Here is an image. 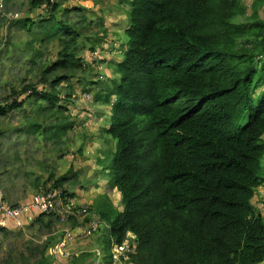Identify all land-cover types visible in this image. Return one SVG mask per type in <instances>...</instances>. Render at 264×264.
<instances>
[{
	"label": "trees",
	"instance_id": "16d2710c",
	"mask_svg": "<svg viewBox=\"0 0 264 264\" xmlns=\"http://www.w3.org/2000/svg\"><path fill=\"white\" fill-rule=\"evenodd\" d=\"M128 3L127 51L121 63H111L121 79L94 98L106 104L115 99L107 130L117 141L110 185L120 193L122 210L100 214L109 228L94 237L105 260L112 264V244L131 233L138 242L136 264H264V213L253 204L264 184V0H252L250 15L244 0ZM42 4L51 2L32 3ZM55 11L56 4L50 9ZM48 20L40 23L53 17ZM16 23L36 25L29 18ZM56 24L49 37L69 40H62L60 59L43 71L45 83L57 68H83L68 52L78 33ZM68 79L56 77L50 92L33 85L23 92L56 115L67 107L59 106L55 88ZM17 95L13 91L0 104V116L23 107ZM70 179L52 175V188ZM53 245L47 240L43 248ZM44 254L35 264H52ZM81 254L68 263L94 257Z\"/></svg>",
	"mask_w": 264,
	"mask_h": 264
},
{
	"label": "rangeland",
	"instance_id": "374dc122",
	"mask_svg": "<svg viewBox=\"0 0 264 264\" xmlns=\"http://www.w3.org/2000/svg\"><path fill=\"white\" fill-rule=\"evenodd\" d=\"M33 1L0 0V104H5L13 91L18 93L16 98L19 101H25L21 109L0 116V193L13 206L24 204V200L29 199V196L33 197L52 186V175L56 179L65 175L71 177L69 183L64 186L66 190L74 189L76 185L73 183L82 179L83 169L74 168L76 173L82 171L76 176L70 167L66 168L61 164L62 159L68 155L69 158L82 155L84 146L90 144L87 141V126L94 133L97 127L101 128L103 122L110 123L112 106L110 108L96 103L94 98L97 91H89V87L96 74H100V77L96 76L98 82L106 81L105 71L107 65H110H106L107 58L122 50L123 41L119 39L125 41L127 37L122 30H117L120 23H111L115 17L110 15L108 10L116 0H50V6L42 4L37 7L32 5ZM244 3L250 15L252 0H244ZM55 4L56 11L50 12ZM102 13L107 15L103 16L104 19L100 16ZM260 15L264 18V9L260 11ZM16 16L21 21L32 19L36 25L30 24L31 26L23 28L17 23L14 24L16 21L13 18ZM50 17H53L52 22L40 23V20L45 21ZM56 22L63 23L78 33L76 44L72 43L68 52L72 51L76 58L81 60L83 68H57L45 83L42 79L43 71L60 59V53L66 46L62 40H69L63 35L49 37L59 26ZM112 32L115 33L111 37ZM64 76L69 78V82L64 81L55 91L62 98L59 106L67 107V111H57L54 115L56 111L49 110L46 103L30 99L28 94L23 92L28 85H33L38 90L53 91V80ZM115 76L117 81H120V76ZM108 78L112 80V76ZM108 86L110 87V83ZM88 91L90 94H87ZM87 95L90 97H86ZM100 115L103 116V122L99 121ZM77 119L84 121V126L76 125L67 131L56 127L73 123L72 120ZM74 130H77V133H74ZM115 147L113 142H107L104 151L115 150ZM69 162L74 164L75 160ZM100 178L105 180L103 173ZM110 182L111 180L108 182L109 190L115 191ZM36 183L42 187L40 190L37 189ZM106 200L109 201L107 195ZM110 202L107 205L110 208L108 213L116 214L122 210V205L114 207ZM254 204L264 213V201L254 200ZM58 222L46 217L43 223L34 221L24 228L13 226L8 227L6 233L0 231V264H35L43 259V252L44 257L52 258L50 249L46 252L43 246L47 240H52L55 244L62 235V227ZM93 241L101 246L98 240ZM62 250L64 253H60V257L63 261L59 263L69 264L65 259L70 253L73 256L74 250L70 253L67 248ZM87 259L85 264H91L93 257Z\"/></svg>",
	"mask_w": 264,
	"mask_h": 264
},
{
	"label": "crops",
	"instance_id": "0c3cea01",
	"mask_svg": "<svg viewBox=\"0 0 264 264\" xmlns=\"http://www.w3.org/2000/svg\"><path fill=\"white\" fill-rule=\"evenodd\" d=\"M129 3H126L125 1H117V2H113V4L111 5L112 8H110L109 14L113 15L115 18L113 19V21L111 23L116 24V23H120V25L117 27V30H122L124 33L127 30V26H128V11H129ZM121 9H125L121 10ZM101 18H103V16H107L105 14L102 13V15H100ZM126 16V17H125ZM104 19V18H103ZM105 21V20H104ZM103 21V23H104ZM109 29V28H108ZM115 32H112V36H114ZM126 34V33H125ZM121 41L124 40L119 39ZM110 57L107 58V69L105 71V75H106V81H102V82H98L96 80V76L98 77L99 74L96 76H94V80H92V84L91 87H89V91L90 90H96L98 91H109V90H113L115 83L117 82V78H116V74L114 71V68H112L111 63L113 62H121L122 60H117V58H114L113 60L109 59ZM109 59V60H108ZM114 72V73H113ZM112 76V80H109V76ZM96 82H98L96 84ZM110 83V87L108 86V84ZM88 91V93H90ZM98 104L101 103V105L103 106H108L110 107V104H106V103H102L101 102H96ZM111 108V107H110ZM103 116L100 115L99 121L103 122V120H101ZM111 117H112V108H111ZM111 117H110V123H108V121L103 122L101 128L97 127L95 129V132L93 133L90 129L89 126L86 127V130L89 131L88 137H87V141L90 142L89 145L84 146L85 150L82 153V155L78 156V157H74L72 156L71 158H69V155L64 157L62 159V165H64L66 168L67 166L70 167L72 171H74V173H76L75 170H73L74 168H79V169H83V172L81 174V172L76 173V176H79V174L82 175V179L77 183L75 179L74 181L76 183H73V185H76V187H74V189L70 190H65L69 193V194H73V198L81 204H89L92 206V208L100 215L102 213H107L108 208V202L111 201L110 203H112L111 205L116 207L121 205L120 202V193L117 189H115V191H110L109 190V185L108 182L109 180H111V171H110V165L112 163L115 151H116V147L115 150H108V151H104L106 143L107 142H113L114 144L117 143L116 140L113 139L112 136H110L107 133V130L110 128L111 125ZM74 127L76 125L78 126H84V121H79L78 119L76 121L72 120ZM67 131V129L65 130ZM74 133H77V130H74ZM116 141V143H115ZM83 147V148H84ZM71 156V155H70ZM71 160H75L74 164L70 163L69 161ZM66 173V171L64 172ZM103 173L105 180L100 178L101 174ZM69 182L63 184V188L66 184H68ZM36 187L38 190H40L42 187L39 186L36 183ZM108 193V194H107ZM110 194V195H109ZM106 195L108 197V200H106ZM32 197V196H31ZM29 196V199H25L23 203H26L28 201H30L32 198ZM106 200V202H105ZM101 216V215H100ZM39 217V216H38ZM36 217L35 219H33L32 221H27L26 224H24V226L22 228H24L25 226L31 224L32 222L36 221V219L38 218ZM45 220V219H44ZM61 227H62V235L60 236L59 240H62L64 235H65V229L66 228H73V226H71V224H67V223H61L58 222ZM15 226L13 224V222H8L7 223V227L6 229L9 230V228ZM9 227V228H8ZM16 227V226H15ZM103 228L101 229L100 233L97 234L99 236H103V234L105 233V231L109 228L108 223L103 221ZM17 228V227H16ZM73 233H74V238H75V242L72 246V249L74 250L75 254H81L83 252H89V253H93L94 257L92 259L91 264H108L107 261L104 259V261L99 260L98 258V253H102L101 252V248L95 244V242L93 240H95L96 238L94 237L91 239H82V237L80 236V232L77 228H73ZM57 241V242H58ZM93 241V242H92ZM56 242V243H57ZM90 242L91 245L89 244ZM56 243L52 246L54 247L56 245ZM51 249V247H50ZM71 251V249H70Z\"/></svg>",
	"mask_w": 264,
	"mask_h": 264
},
{
	"label": "built area",
	"instance_id": "2783aa9c",
	"mask_svg": "<svg viewBox=\"0 0 264 264\" xmlns=\"http://www.w3.org/2000/svg\"><path fill=\"white\" fill-rule=\"evenodd\" d=\"M94 55L99 56V54ZM40 215L71 224L73 228L79 230L82 239L87 240L99 234L103 226L101 216L91 205L78 203L65 193L64 188L49 186L45 191L19 206L10 204L0 193V228H6L8 222H13L16 227L22 228L27 221H32ZM73 228H66L63 239L50 249L53 264H60L59 262L63 261L60 257V253H64L62 248H67L68 252H71L70 249L72 250V245L76 241ZM128 238L122 244L115 242L112 244V264H136L132 261V256L137 254V237L128 233ZM98 258L105 257L98 252ZM70 259H72L71 253L65 260L68 262Z\"/></svg>",
	"mask_w": 264,
	"mask_h": 264
},
{
	"label": "clouds",
	"instance_id": "9594fccd",
	"mask_svg": "<svg viewBox=\"0 0 264 264\" xmlns=\"http://www.w3.org/2000/svg\"><path fill=\"white\" fill-rule=\"evenodd\" d=\"M118 0H116V2H117ZM123 1H125L126 3H128V2H130V0H123ZM129 5V4H128ZM49 6V5H48ZM129 11H130V5H129ZM129 14V13H128ZM15 21H19L18 19V17L16 16V18H13ZM101 25H103V21H102V23H101ZM130 20H129V18H128V26H127V30L128 29H130ZM126 33V32H125ZM124 33V34H125ZM127 36V35H126ZM127 43H128V36L126 37V40L124 41V43H122L121 44V47H122V50L117 54V53H114V54H112L111 56H109L111 59H113V58H119V59H121L122 61H123V59H124V56H125V52L127 51ZM100 54V53H99ZM121 61V62H122ZM121 62H118V63H121ZM114 71H115V74L116 75H119L117 72H116V70L114 69ZM101 74H102V72H101ZM100 75V74H99ZM120 76V75H119ZM100 77V76H99ZM120 79H121V76H120ZM118 82V81H117ZM262 91H264V87L261 89ZM87 94H90V93H87ZM113 98H115V97H113ZM115 102V99H113V101H112V103L110 104L111 106H113V103ZM263 139H264V137H263ZM263 168H264V160H263ZM263 173H264V171H263ZM254 200H257V201H260V200H262V201H264V184L262 185V186H260L257 190H256V192H255V194H254V197H253V204H254ZM255 205V204H254ZM48 217V216H47Z\"/></svg>",
	"mask_w": 264,
	"mask_h": 264
}]
</instances>
